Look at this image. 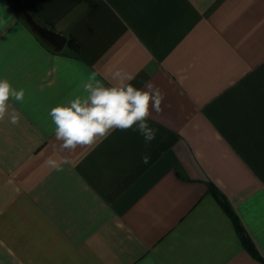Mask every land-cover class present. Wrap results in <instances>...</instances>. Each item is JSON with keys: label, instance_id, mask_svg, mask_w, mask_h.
<instances>
[{"label": "crops", "instance_id": "crops-1", "mask_svg": "<svg viewBox=\"0 0 264 264\" xmlns=\"http://www.w3.org/2000/svg\"><path fill=\"white\" fill-rule=\"evenodd\" d=\"M116 68L164 94L155 139L53 151L50 109ZM0 79L25 90L0 121V264H264V0H0Z\"/></svg>", "mask_w": 264, "mask_h": 264}, {"label": "clouds", "instance_id": "clouds-1", "mask_svg": "<svg viewBox=\"0 0 264 264\" xmlns=\"http://www.w3.org/2000/svg\"><path fill=\"white\" fill-rule=\"evenodd\" d=\"M98 75L90 73L81 94L50 109L57 142L52 145L53 151L71 154L78 148H94L115 130L138 131L146 145L155 139L158 130L148 121L153 112H162L164 94L160 88L150 82L143 89L135 87L131 83L135 76L123 68L111 71L108 83ZM24 97V89L17 90L7 79H0V121L7 119L13 126L18 125L22 117L13 102L22 103ZM149 159L144 155L142 162L147 164ZM69 164L68 155L45 160V165L57 172Z\"/></svg>", "mask_w": 264, "mask_h": 264}, {"label": "water", "instance_id": "water-1", "mask_svg": "<svg viewBox=\"0 0 264 264\" xmlns=\"http://www.w3.org/2000/svg\"><path fill=\"white\" fill-rule=\"evenodd\" d=\"M23 15L30 27H32L44 40L50 43L56 50H62L67 43V37L40 23L29 11L23 10Z\"/></svg>", "mask_w": 264, "mask_h": 264}, {"label": "trees", "instance_id": "trees-1", "mask_svg": "<svg viewBox=\"0 0 264 264\" xmlns=\"http://www.w3.org/2000/svg\"><path fill=\"white\" fill-rule=\"evenodd\" d=\"M21 10H23V7H22V9Z\"/></svg>", "mask_w": 264, "mask_h": 264}]
</instances>
